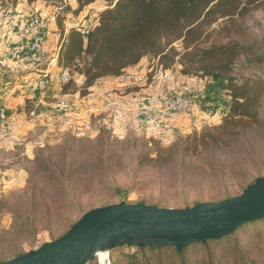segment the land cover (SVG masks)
I'll return each instance as SVG.
<instances>
[{"label":"rangeland","instance_id":"374dc122","mask_svg":"<svg viewBox=\"0 0 264 264\" xmlns=\"http://www.w3.org/2000/svg\"><path fill=\"white\" fill-rule=\"evenodd\" d=\"M62 1L76 7L75 0ZM97 3L99 11L103 10L104 3ZM80 19L87 17L69 13L67 24L74 27ZM242 45L249 51L239 59L236 74L250 77L256 73L264 79V8L245 22ZM174 47L180 48L179 44ZM140 63L153 65L152 73L160 70L153 58ZM173 68L172 74L181 70L179 65ZM68 71L73 80L66 93L83 90L84 78L73 68ZM42 98L43 105L24 106L18 121L0 131V262L38 252L94 209L119 202L161 209L194 208L235 198L264 176V123L242 133L228 149L208 145L197 155L183 153L189 137L199 139L222 123L227 105L221 94L209 104L200 98L208 119L166 140L141 128L137 120L136 125L131 121L103 123L97 117L75 120L52 110L56 99L48 94ZM214 104L220 114L213 118ZM260 110L264 114V102ZM33 112L35 116H31ZM150 140L157 146L149 144ZM170 147L175 153L169 162L155 161L156 148ZM245 231L237 234L242 246L261 236L264 257V223L250 225ZM100 251L88 264H129L123 256L136 252L132 248ZM193 252L197 256L192 260L204 259L202 248H193Z\"/></svg>","mask_w":264,"mask_h":264},{"label":"trees","instance_id":"16d2710c","mask_svg":"<svg viewBox=\"0 0 264 264\" xmlns=\"http://www.w3.org/2000/svg\"><path fill=\"white\" fill-rule=\"evenodd\" d=\"M37 1L0 0V8H14L21 2L30 7ZM97 1L75 0L74 8L62 0H43L57 10L56 24L59 28L69 13L77 17ZM99 1L104 3V8L96 13L95 25L89 34L83 37L76 27H70L65 34L61 27L56 53L58 67L73 68L84 78L83 90L78 91L82 97L98 80L120 78L144 58H153L161 71L174 70V65H179L180 75L211 81L216 95L221 94L226 99V116L222 123L199 139L189 137L182 150L184 154L197 155L208 145L228 149L241 139L242 133L264 123V114L260 110L264 102V79L258 78L256 73L250 77L236 74L239 59L249 51L242 45L245 22L254 12L264 8V0ZM175 44L180 48H175ZM63 86L62 92L65 93L69 84ZM148 143L157 146L152 140ZM174 153L172 147L156 148L155 161L166 164ZM51 171L58 174L57 169ZM260 179L264 176L256 178L240 195ZM260 223H264V219L245 225L221 239L196 243L181 251L171 246L126 244L110 250L135 249V253L123 256L129 264H264L261 236L247 247H243L237 237L238 233L245 234L248 226ZM196 247L204 250L202 261L198 257L194 261L191 259L197 256L193 252Z\"/></svg>","mask_w":264,"mask_h":264},{"label":"crops","instance_id":"0c3cea01","mask_svg":"<svg viewBox=\"0 0 264 264\" xmlns=\"http://www.w3.org/2000/svg\"><path fill=\"white\" fill-rule=\"evenodd\" d=\"M39 2L41 1L38 0L36 3ZM20 6L25 9L29 8L28 4L24 2H21ZM99 10V3L96 2L80 13L82 18L87 17V19L77 21L82 22V25L85 26L88 22L94 20ZM86 14L89 15L86 16ZM26 16L27 13L13 24H0V61H4V66H0V109L5 110L8 116L13 117V121L7 123V129L14 122L18 121L16 119L21 116L24 106L36 103L43 105L42 97L47 96V94L56 100L70 103L72 110L68 114L75 120L84 121L87 117H97L100 121H104L103 123L111 122L113 124L117 121H131L136 125L134 110L131 108L133 98L162 93L173 94L178 93L183 87H188V98L194 109L193 117L197 118V120L195 119L194 121L191 118L180 117L171 122L173 132L161 134L152 132L159 139L166 140L167 138H172L177 133L191 130L194 126H197L200 120L209 118L200 98L205 99L206 104L213 103V101L216 102V99L218 100L219 98L216 95L217 91L215 89L210 90V88H215V85L211 81L183 77L176 73L172 74L171 71L159 70V72L152 73L154 66H150V64L146 65L145 63H140L128 69L125 73L126 75L138 77L140 79L139 82L133 83L123 81L121 78L107 77L98 80L84 97L78 91L69 94L68 92L63 93V85L59 81L60 69L58 67H47L46 64L40 68H32L26 63H17L8 57V51L11 47L25 45V41L19 37V34L25 24ZM65 18L66 21H63V29L66 34L70 26L67 24L68 15ZM44 35V46L47 58L49 59V57L57 53L61 36L56 22L47 25ZM46 68L49 72L46 89L39 91L36 88H26V83L37 79L39 74ZM213 107L216 112L213 116L214 118L220 112L218 111L217 104H214Z\"/></svg>","mask_w":264,"mask_h":264},{"label":"water","instance_id":"95a60500","mask_svg":"<svg viewBox=\"0 0 264 264\" xmlns=\"http://www.w3.org/2000/svg\"><path fill=\"white\" fill-rule=\"evenodd\" d=\"M264 219V179L242 195L194 208L166 209L120 203L86 213L57 241L1 264H88L117 245L171 246L181 251L233 234Z\"/></svg>","mask_w":264,"mask_h":264},{"label":"built area","instance_id":"2783aa9c","mask_svg":"<svg viewBox=\"0 0 264 264\" xmlns=\"http://www.w3.org/2000/svg\"><path fill=\"white\" fill-rule=\"evenodd\" d=\"M25 24L22 27L19 37L25 41V45L20 47H11L8 51L10 60L17 63H26L32 68H40L47 64V67L58 65L57 54L47 58L44 46V34L49 23L56 22L57 10L55 8H46L42 3H35L28 9L20 6L18 3L14 8H0V24H13L24 15ZM95 25V19L83 26L78 22L74 27L81 31L83 37L89 34V31ZM0 66H4V61H0ZM49 72L47 68L39 74L37 79L26 83V88H36L44 91L48 82ZM123 81L139 82L140 79L135 76L126 75L120 77ZM60 83L67 85L73 78L67 69H60ZM189 88L183 87L178 93L159 95H149L146 97H135L131 102V108L134 110V118L139 122L141 128H149L156 134L173 132L171 122L180 118L188 119L194 116L193 106L188 98ZM52 110L58 114H68L72 107L66 101L57 100L52 105ZM31 116H35L33 112ZM13 117L8 116L6 111L0 109V130L7 129V123H11Z\"/></svg>","mask_w":264,"mask_h":264},{"label":"bare ground","instance_id":"6f19581e","mask_svg":"<svg viewBox=\"0 0 264 264\" xmlns=\"http://www.w3.org/2000/svg\"><path fill=\"white\" fill-rule=\"evenodd\" d=\"M100 252H101V251L96 252L95 256H98V255L100 254Z\"/></svg>","mask_w":264,"mask_h":264}]
</instances>
